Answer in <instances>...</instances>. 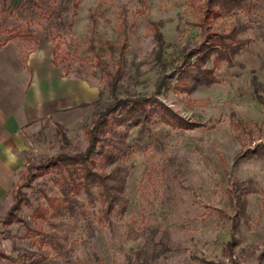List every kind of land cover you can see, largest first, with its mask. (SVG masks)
I'll return each instance as SVG.
<instances>
[{"label":"rangeland","instance_id":"rangeland-1","mask_svg":"<svg viewBox=\"0 0 264 264\" xmlns=\"http://www.w3.org/2000/svg\"><path fill=\"white\" fill-rule=\"evenodd\" d=\"M123 10L127 48L119 70V52L103 48L122 41ZM149 20L161 26L166 42L160 61ZM195 22L187 0H0V41L12 40L22 53L51 41L61 72L97 87L102 100L75 108L61 125L67 142L56 137L53 119L30 132L17 182L0 202V264H21L7 257L39 248L42 235L27 236L29 228L49 231V224L34 216L45 203L42 190L60 195L45 162L60 153L84 152L87 128L114 96L152 93L159 78L204 40ZM218 23L220 30L239 28L240 37L250 40L234 64L219 68L216 83L191 94L173 86L159 96L199 126L172 128L156 116L145 129H130L127 210L116 211L111 223L98 221L94 207L85 218L66 220L73 255L62 264H264V159L243 155L264 143V106L253 99L251 88L256 75L264 94V0H245L242 9ZM91 41L103 67L90 51ZM117 71L121 77L113 91ZM233 115L251 133L233 125ZM250 179L256 192L248 195L247 220L233 201L237 184ZM16 201L20 206L12 217Z\"/></svg>","mask_w":264,"mask_h":264},{"label":"trees","instance_id":"trees-1","mask_svg":"<svg viewBox=\"0 0 264 264\" xmlns=\"http://www.w3.org/2000/svg\"><path fill=\"white\" fill-rule=\"evenodd\" d=\"M195 25L200 28L204 40L201 44L183 56L182 64L169 74H163L156 83L155 90L138 97H113L99 110L86 130L88 146L84 152L75 154L60 153L45 162V172H52L51 181L58 188L60 195H51L42 190L44 204L39 205L34 216L49 224V231L44 229L34 230L29 228L27 236L42 235L39 239V248L34 251H25L16 259L7 257L11 262L21 264H62L68 262L73 255L70 245V233L66 220L85 218L89 215V208L94 207L95 218L102 223H111L116 211L123 213L127 210L129 200L126 196V185L130 169L126 159L131 152L128 142L130 129L139 127L145 129L153 123L158 116L160 120L171 126L183 130L197 128L198 123L188 121L165 105L159 96L163 95L173 86L179 93L191 94L194 89L202 85H210L218 81L216 71L222 66H232L236 56L250 42L247 38L240 37V29L231 26L220 30L217 26L218 19L230 15L244 7L245 0H187ZM127 11L120 13V27L123 28V39L117 46L112 42L106 43L103 50L118 51L120 58L118 69L121 68L127 38L124 28ZM74 15L76 13L74 12ZM148 30L157 42L156 56L162 60L166 48L161 26L153 21H148ZM90 51L94 52L93 41ZM98 65L103 67L104 60L100 54L94 52ZM54 61L56 64L54 50ZM162 69L165 71V63ZM211 65V66H210ZM120 73L112 75L113 91L118 86ZM175 80L174 84L173 81ZM252 97L264 106L262 83L254 75L251 79ZM101 97L95 105H100ZM84 107L88 105H83ZM232 124L248 129L246 124L232 116ZM57 125L56 137L67 142L63 128ZM251 133V129H248ZM240 138V134H237ZM244 156L264 159V143L254 148L243 151ZM225 169V162L222 159ZM42 171V167L38 168ZM226 170V169H225ZM42 173V172H40ZM252 179L242 184H237V194L234 204L238 208L239 216L249 219L246 214L248 195L256 192ZM19 201L11 208L9 215L14 216L19 209ZM34 233V234H33ZM6 257V256H5Z\"/></svg>","mask_w":264,"mask_h":264},{"label":"crops","instance_id":"crops-1","mask_svg":"<svg viewBox=\"0 0 264 264\" xmlns=\"http://www.w3.org/2000/svg\"><path fill=\"white\" fill-rule=\"evenodd\" d=\"M99 94L61 72L51 41L28 53L10 39L0 41V202L17 182L30 132L44 120L63 125L76 107H89Z\"/></svg>","mask_w":264,"mask_h":264}]
</instances>
